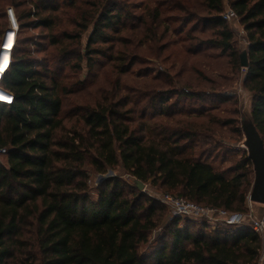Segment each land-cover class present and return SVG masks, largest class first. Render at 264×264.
<instances>
[{
  "label": "trees",
  "instance_id": "obj_1",
  "mask_svg": "<svg viewBox=\"0 0 264 264\" xmlns=\"http://www.w3.org/2000/svg\"><path fill=\"white\" fill-rule=\"evenodd\" d=\"M166 1L170 0H156L150 12L153 18L161 13L158 4ZM202 2L206 9L202 25L217 29L201 45L220 48L239 69L242 51L235 47L233 31L221 16L223 0ZM13 4L18 26L9 65L0 78V87L12 96L10 103L0 102V147L7 160L0 161V264H257L263 242L251 227L168 216L165 204L136 184L149 181L165 191L178 190L203 206L246 212L254 178L248 156L217 169L193 155L192 129L165 126L155 137L146 121L130 124L135 118L127 114L132 109H123L125 102L79 106L72 114L83 128L66 129L62 95L75 89L60 85L41 62L28 58L23 46L27 39L18 37L28 27H53L59 5L54 0ZM22 4L29 7L17 10ZM92 4L96 16L87 18L82 11L79 31L66 34L79 37L94 18L83 51L88 66L93 54L103 53L93 44L110 41L111 33L130 19L120 0ZM228 4L246 33L243 83L252 96L251 121L264 143V0H228ZM51 42L58 40L52 37ZM82 57L77 55L78 60ZM118 58L125 62V56ZM134 60L120 64L119 71L128 72ZM182 93L195 95L189 89ZM169 98V91L150 98L151 105L157 104L154 114L172 115ZM87 164L98 173L120 164L134 184L109 176L97 185L92 198Z\"/></svg>",
  "mask_w": 264,
  "mask_h": 264
},
{
  "label": "rangeland",
  "instance_id": "obj_2",
  "mask_svg": "<svg viewBox=\"0 0 264 264\" xmlns=\"http://www.w3.org/2000/svg\"><path fill=\"white\" fill-rule=\"evenodd\" d=\"M18 1L0 0V44L5 32L13 29L16 32L17 11L13 3ZM54 1L59 5L53 13L54 26L28 27L18 37L27 39L23 46L28 58L41 62L48 75H56L60 85L75 89L74 93L62 95L61 117L66 129L83 128L82 121L72 114L77 107L93 106L98 102H125L123 109H132L133 112L127 114L135 118L130 124L138 126L140 120L146 121L155 137H160L158 134L165 126L192 129L195 132L191 139L193 155L207 159L217 169H227L247 156L243 126L251 122L252 96L244 86L242 67L237 69L220 48L201 45L200 41L214 36L217 29L216 25H202L201 18L206 16L202 0H170L158 4L161 11L158 18H153L150 13L157 4L156 0L142 3L139 0H120L126 5L130 19L119 31L111 33L110 41L93 44L103 53L92 55L91 66L87 65L83 51L94 18L85 30H81L79 37L71 38L66 34L73 35L79 31L77 22L82 11L88 14L87 18L93 14L96 16L92 3L97 0ZM223 3L222 18L230 7L228 0H223ZM25 6L29 7L22 4L17 10ZM10 10L16 27L10 20ZM224 20L233 31L235 47L239 52L245 50L246 33L239 18ZM52 37H56L58 43H52ZM78 54L83 56L79 60ZM120 55L125 56V62L118 58ZM133 57L135 60L129 71L121 73L118 66ZM76 62L79 65H74ZM184 89L195 95H184ZM167 91L170 93L167 103L172 104V115L154 114L157 104L151 105L150 98ZM141 115H144L142 119ZM0 161L7 163L5 153L0 154ZM85 167L92 198L96 197L97 185L106 177L117 175L134 184L133 178L120 164L105 173L95 172L88 164ZM141 191L158 200L165 193L179 195L178 190L165 191L149 181L143 183ZM165 207L166 214L174 216L167 204ZM180 217L182 220L187 218Z\"/></svg>",
  "mask_w": 264,
  "mask_h": 264
},
{
  "label": "built area",
  "instance_id": "obj_3",
  "mask_svg": "<svg viewBox=\"0 0 264 264\" xmlns=\"http://www.w3.org/2000/svg\"><path fill=\"white\" fill-rule=\"evenodd\" d=\"M11 20V10L9 11ZM224 19L236 17L235 12L229 7L223 14ZM12 22V21H11ZM16 27V24H13ZM15 33V32H14ZM4 44H0L3 48ZM11 54V51H10ZM5 153V148L0 147V154ZM161 202L167 204L173 215L183 216L187 218L204 219L210 224H228V225H247L260 235L264 234V210L259 215L252 212L253 201L249 195L246 197V212H233L220 208L208 207L198 204L181 195H171L169 193L162 194L159 198Z\"/></svg>",
  "mask_w": 264,
  "mask_h": 264
},
{
  "label": "water",
  "instance_id": "obj_4",
  "mask_svg": "<svg viewBox=\"0 0 264 264\" xmlns=\"http://www.w3.org/2000/svg\"><path fill=\"white\" fill-rule=\"evenodd\" d=\"M10 16L12 23L16 24L12 13ZM5 35L6 32L2 36L1 44H3ZM1 49L2 47H0V52ZM247 63L246 51L243 50L240 53V64L242 67H246ZM243 130L246 136L247 156L252 162L254 171V178L248 195L251 201L264 205V143L252 121L244 125ZM136 184L139 188L143 187V183L139 180H136Z\"/></svg>",
  "mask_w": 264,
  "mask_h": 264
},
{
  "label": "bare ground",
  "instance_id": "obj_5",
  "mask_svg": "<svg viewBox=\"0 0 264 264\" xmlns=\"http://www.w3.org/2000/svg\"><path fill=\"white\" fill-rule=\"evenodd\" d=\"M12 29V28H11ZM10 37V38H9ZM15 40V33L13 30H8L5 35V39L3 41V48L0 52V78L3 72L7 69L9 62H10V51L13 47ZM0 102L2 103H8V101L12 98L11 93L3 90V88L0 87Z\"/></svg>",
  "mask_w": 264,
  "mask_h": 264
},
{
  "label": "crops",
  "instance_id": "obj_6",
  "mask_svg": "<svg viewBox=\"0 0 264 264\" xmlns=\"http://www.w3.org/2000/svg\"><path fill=\"white\" fill-rule=\"evenodd\" d=\"M262 205L263 204L256 203V202L252 204V208H253L252 212L254 213V215H259L264 210V206ZM261 238H262L263 245H262L260 257H259L257 264H264V234L261 235Z\"/></svg>",
  "mask_w": 264,
  "mask_h": 264
},
{
  "label": "snow or ice",
  "instance_id": "obj_7",
  "mask_svg": "<svg viewBox=\"0 0 264 264\" xmlns=\"http://www.w3.org/2000/svg\"><path fill=\"white\" fill-rule=\"evenodd\" d=\"M10 38V37H9ZM0 98H2V97H0Z\"/></svg>",
  "mask_w": 264,
  "mask_h": 264
}]
</instances>
